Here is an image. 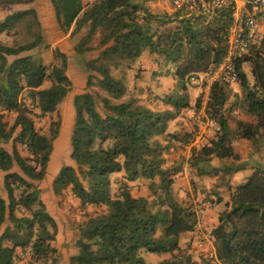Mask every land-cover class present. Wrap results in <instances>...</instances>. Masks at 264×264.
I'll use <instances>...</instances> for the list:
<instances>
[{
	"label": "trees",
	"instance_id": "1",
	"mask_svg": "<svg viewBox=\"0 0 264 264\" xmlns=\"http://www.w3.org/2000/svg\"><path fill=\"white\" fill-rule=\"evenodd\" d=\"M154 0H49L60 33L73 37L74 56L86 72L84 88L70 97L72 117L67 138L71 164L61 165L50 181L55 197L69 191L81 208L102 209L77 226L76 252L68 264H145L143 252L165 255L156 264H213L191 251L196 213L173 195L175 164L166 154L175 142L187 143L189 134L169 133L168 123L190 106L186 80L216 67L227 52L226 34L232 23L230 7L210 15L154 13ZM35 0H0V35L14 32L31 17L37 31L32 40L8 46L0 41V264H14L17 250L26 248L34 261L56 264L57 224L33 183L45 179L60 122L50 123L48 134L35 126V116L56 112L73 83L67 75V55L55 49L54 63L23 54L42 44ZM171 65L180 92L162 97L171 109L154 110L128 94L125 78L115 72L131 69L143 52ZM95 52L87 58L88 53ZM249 66L251 81L244 65ZM245 112L252 121L236 120L229 127L226 85L210 86L206 114L217 123L208 146L193 149L188 164L197 175H231L247 165L234 151V140L254 148L264 137V54L258 50L234 61ZM96 87L103 95H96ZM199 98L196 100L198 103ZM37 112H36V111ZM14 113L11 124L5 120ZM9 145V149L6 146ZM24 151V153H23ZM213 158L231 159L211 166ZM122 172L125 181L112 193L111 175ZM146 181L150 194L132 196L127 182ZM229 200L211 229L218 264H264V167H255L229 190ZM209 206L220 203L209 191ZM215 196V199L212 198Z\"/></svg>",
	"mask_w": 264,
	"mask_h": 264
},
{
	"label": "rangeland",
	"instance_id": "2",
	"mask_svg": "<svg viewBox=\"0 0 264 264\" xmlns=\"http://www.w3.org/2000/svg\"><path fill=\"white\" fill-rule=\"evenodd\" d=\"M88 0H84L83 3H87ZM48 0H40L39 7H35L37 11V19L40 23V30L42 34V44L29 52L23 54H30L33 56L40 57L43 62L48 65L50 63L56 62L53 59V51L55 49H59L63 53L67 55L68 59V68H67V75L71 79L73 83V89L68 97L58 106L56 112L51 114H47L43 117L35 116V126L41 132L48 134L50 123L53 121H59V135L58 138L55 140L53 146L54 150L51 156V159L48 164L47 173L45 179L38 183H33L37 186L41 191V199L47 205H49V209L52 211L54 210L57 214V218L55 220L62 223L65 229H69L70 224L74 226H78L82 224L89 215L93 214L94 212L101 211L102 209H94L92 207L81 208L79 204H75L73 202V196L69 191H65L61 196L55 197L52 194L50 181L58 168L63 164H71V161L68 157V145H67V138L69 136L70 131V123L72 117V107L70 101L68 100L73 94L80 92L84 86L86 81V72L81 67L78 59L74 56L73 53V45L79 40V38L84 33V30L79 32L73 37H68V35H64L60 33L58 27L55 22L54 14L52 11L51 5ZM148 6L154 13H172L176 9H174L167 0H154L148 3ZM22 9L25 7H18L14 6L9 9H2L0 11V18L9 12L11 9ZM259 21V30L256 34L254 42L251 46V50L255 51L258 50L264 54V18L258 15ZM37 31V28L34 24V20L31 17L24 19L20 22L14 32L10 34H2L0 35V41L8 46L19 45L25 42L32 40L34 33ZM147 52H144L145 54ZM95 52L88 53L87 58L93 57ZM145 67L146 69H144ZM152 67H155L152 70ZM171 65L164 64V62L160 58H155L147 54L142 60H139L138 63L134 64L131 69H124L120 73L118 71L115 72L116 76H122L125 78V83L127 85L128 94L130 96L138 97L140 101L151 105L154 110H159L162 97L180 92V86L176 84L174 78H170L169 76H163V74L169 72L171 70ZM143 69V70H142ZM158 70V71H157ZM244 71L246 72L249 80L251 81V75L249 71V66L247 64L244 65ZM186 83V94L193 93L194 88L196 87L194 84L190 83L189 80L185 81ZM91 92L96 95H103V92L98 90L96 87H92ZM226 90L228 92V100L225 104V110L230 112L229 122L233 126L236 120H243V121H252V119L247 116L245 112V104L243 101V93L238 83H234L231 85H226ZM193 95V94H192ZM197 95V94H196ZM196 100L201 97V93L198 96H193ZM36 111V110H35ZM37 112V111H36ZM184 109L181 110V118L185 119V115L183 114ZM14 118V113H8L5 116V120L8 124H11ZM177 120L175 122L179 123ZM182 125V124H180ZM176 125L171 127V130H174ZM179 135L181 133H178ZM172 147L175 148V152L180 150L179 145L172 144ZM9 149V145L6 146ZM238 153L243 155H248V160L251 161L250 163L253 164L254 161H259L262 163L264 167V137L262 141L259 143L257 148H254L250 143L246 141L238 142L236 147ZM24 153V151H23ZM168 154H171L169 150L167 151ZM167 159V158H166ZM180 161L177 165V170L173 174V181L174 185L172 187V192L175 199L182 204H186L191 206L193 209L197 208L199 205V201L193 202L192 196L190 197L189 191H192L195 187V181L189 177L186 180H178L175 176L177 172L182 170L185 156H181L177 159ZM182 167V168H181ZM251 166L246 169V171L242 173V180L243 182L246 177H248L253 171ZM1 177V174H0ZM213 183H217L213 182ZM122 184V181L118 179L114 180V185L112 186V193L116 194L118 191L119 186ZM148 182L146 181H138L133 186L130 187V190L133 192L135 196H143L147 197L150 201H153L154 197L150 194L147 188ZM212 184L210 180H207V187L204 191H211L212 188L210 187ZM185 187V188H184ZM210 187V188H209ZM1 192V190H0ZM204 192V193H205ZM205 195V194H204ZM209 195L208 193L206 194ZM210 196V195H209ZM215 199V196H212ZM202 199V198H200ZM205 199V198H204ZM62 211L63 214H60ZM63 215V216H62ZM66 219V221H65ZM68 224V228L67 225ZM76 228V227H74ZM54 245V244H53ZM55 247V246H54ZM71 247L69 245L64 247L63 253H59L57 251V262L56 264H68V260H66V256L71 253ZM203 252L197 251L195 255H202ZM142 257L144 259L145 264H154L159 261L163 256L158 254H152L143 252ZM62 260V261H61ZM49 261H34L30 256V251L28 248L24 250H17L15 255L14 264H48Z\"/></svg>",
	"mask_w": 264,
	"mask_h": 264
},
{
	"label": "built area",
	"instance_id": "3",
	"mask_svg": "<svg viewBox=\"0 0 264 264\" xmlns=\"http://www.w3.org/2000/svg\"><path fill=\"white\" fill-rule=\"evenodd\" d=\"M174 9L186 13L210 15L213 11L230 7L232 9V23L226 34L227 52L224 59L214 68L198 75L189 77L190 83L200 89L201 97L198 103L184 108L183 114L192 123L189 139L185 143L188 157L184 164H188L193 149L208 146L217 131V123L206 114L210 86L214 82L224 85L237 83L238 75L234 61L237 57L250 54L251 46L259 30L258 15L264 18V0H167ZM170 153H175L174 147H169ZM189 165V164H188ZM185 172L184 167L178 173ZM209 205V201H207ZM196 213L194 231L198 238L197 247L204 256L218 264L211 234L204 230Z\"/></svg>",
	"mask_w": 264,
	"mask_h": 264
},
{
	"label": "crops",
	"instance_id": "4",
	"mask_svg": "<svg viewBox=\"0 0 264 264\" xmlns=\"http://www.w3.org/2000/svg\"><path fill=\"white\" fill-rule=\"evenodd\" d=\"M91 1H93V0H88V2H91ZM48 2H49V0H48ZM39 5H40V0H35V2L32 4L33 7H39ZM143 53L141 54L140 58L138 59V61L136 63H138L139 60H142L145 57H147L148 53H145V54H143ZM143 68L146 69L145 67H143ZM154 69H155V67H152V70H154ZM171 72H172V69L169 72L163 74V76H161V77H164L166 75L172 79L173 76H172ZM199 93H200V89L197 87L194 88L193 93H191V94L187 93V100H188L189 105L195 104V97H193V96L194 95L198 96ZM68 100L70 101V97ZM140 103H142V104L146 105L147 107L153 109L151 105H148L147 103H144L143 101H140ZM159 108H160L159 110L171 109L170 106L165 105L163 103L160 104ZM177 120H180V121H178L179 123L175 124V122ZM239 120H241V119H239ZM180 124H182V125H180ZM172 125H173V127L176 125L174 130H171ZM229 127L233 130L235 128V125L232 126L229 122ZM191 130H192V123L190 122V120L187 117H185V119L181 118V115L176 117L174 120H172L168 123V130L167 131L169 133H176V134L181 133L180 135H183V134H190ZM242 141H246V142L250 143L247 140H234L232 142V146H233L234 151L236 153H238V151L236 149L237 144H238V142H242ZM175 144H176V146L179 145L180 150H177L173 154L172 153L166 154V158H167L166 163L168 165L175 164L177 166L178 164H180L179 163L180 161L177 160L179 157L185 156V160L188 157V149L186 148L185 144H179L178 142H175ZM238 154L240 156V162H245L247 165L245 166V168L243 170L237 171L231 175L222 176V174L219 173L218 175H200L199 176V175H197V173L195 172V170L193 168H191L187 163H185L183 165L184 170H185L183 175L180 176L179 173L177 172L174 176L178 180H186V178L189 179V177H190L191 179H193L196 182L194 189L192 191H189L190 189L188 188V192L190 193L189 194L190 197L192 196L193 202H196V201L200 202L198 205L199 210L197 212L198 218L201 222V226L204 228V230H206L209 233H210L211 229H213L216 226L218 215L225 208V203L228 202V200H229V192H230L229 190L230 189L232 190L236 185L241 183V180H242V173L241 172L246 171V169H248L249 166L253 167L252 171L254 170L255 167L263 166L262 163H260L259 161H256V162L254 161V163L251 164L250 163L251 161L248 160V155L242 156L240 153H238ZM231 161H232L231 159L218 160L217 158H213L210 161V164H211V166L216 167V166H219L221 164H228ZM123 176H124V174L122 172L115 173V174L111 175L112 186L114 185L115 179H118L119 181H122V182L125 181ZM207 180H210V182L212 184L210 186L212 188V191L218 192L219 196L222 198V201L220 203H215V204L210 205V206L207 204L208 198H206V197H209V196H207L206 194L209 191H206V192L204 191L205 188H208L206 186ZM138 181L139 180L127 182L129 189L131 186H133ZM216 181H217V183H213ZM130 193L132 196H135L131 190H130ZM135 197H138V196H135ZM200 198H202V199H200ZM73 202L75 204H79L78 199H76L75 197L73 198ZM43 203L45 204L48 213L54 218V220H56V218H57L56 212L54 210L51 211L49 209V205H47V203H45L44 201H43ZM60 214H63L62 211H60ZM65 221H66V219H65ZM56 224H57V233H56V237H55L54 246L57 249V251L62 254L64 251V247L69 245L71 247V249H70L71 253H69V255L66 256V260H68V257L76 252V249H75L73 243H74V239H75V236L77 233V226L70 224L69 226H71V227H69L67 224L66 226H67V228L69 227V229H65L67 231H64V229H63L64 225L62 223L59 224V222L56 221ZM74 227H76V228H74ZM197 238H198V236L194 230L191 233H185L181 236L180 245H182L186 241H191V251L194 253L197 251H200V249L196 245ZM160 256H163L160 260L167 257L165 255H160ZM159 261L157 260V262H159ZM157 262H155L154 264H156Z\"/></svg>",
	"mask_w": 264,
	"mask_h": 264
}]
</instances>
